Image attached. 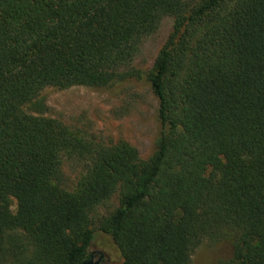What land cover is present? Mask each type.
I'll list each match as a JSON object with an SVG mask.
<instances>
[{"label": "trees", "instance_id": "1", "mask_svg": "<svg viewBox=\"0 0 264 264\" xmlns=\"http://www.w3.org/2000/svg\"><path fill=\"white\" fill-rule=\"evenodd\" d=\"M164 17L152 68H134ZM134 82L157 101L145 161L24 111L45 88ZM64 159L84 164L72 191ZM98 234L121 264H190L227 237L225 264H264V0H0V264H83Z\"/></svg>", "mask_w": 264, "mask_h": 264}, {"label": "rangeland", "instance_id": "2", "mask_svg": "<svg viewBox=\"0 0 264 264\" xmlns=\"http://www.w3.org/2000/svg\"><path fill=\"white\" fill-rule=\"evenodd\" d=\"M195 3L199 0H183ZM173 27V18L164 17L156 32L142 42L140 53L132 66L140 71L152 68L154 60ZM38 106L28 105L29 115L55 120L79 131L88 139L103 145L124 142L133 147L141 160H148L155 151L160 134L157 118V101L144 83H130L115 90H94L85 87L43 89L37 99ZM63 188L72 191L84 171V164L76 159H64L61 163ZM119 206L118 196L97 206L90 213L93 228ZM10 210L16 213V202L11 200ZM107 238L98 234L92 249H103ZM233 238L218 242H203L192 254L190 264H225L232 258ZM114 264H121L113 257Z\"/></svg>", "mask_w": 264, "mask_h": 264}, {"label": "flooded vegetation", "instance_id": "3", "mask_svg": "<svg viewBox=\"0 0 264 264\" xmlns=\"http://www.w3.org/2000/svg\"><path fill=\"white\" fill-rule=\"evenodd\" d=\"M111 254L105 249H92L89 250L88 260L83 264H114Z\"/></svg>", "mask_w": 264, "mask_h": 264}]
</instances>
